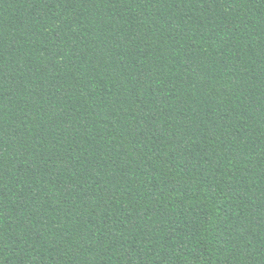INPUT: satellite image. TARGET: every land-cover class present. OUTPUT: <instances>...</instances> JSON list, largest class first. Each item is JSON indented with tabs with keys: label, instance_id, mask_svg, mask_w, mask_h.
I'll return each mask as SVG.
<instances>
[{
	"label": "trees",
	"instance_id": "16d2710c",
	"mask_svg": "<svg viewBox=\"0 0 264 264\" xmlns=\"http://www.w3.org/2000/svg\"><path fill=\"white\" fill-rule=\"evenodd\" d=\"M0 264H264V0H0Z\"/></svg>",
	"mask_w": 264,
	"mask_h": 264
}]
</instances>
